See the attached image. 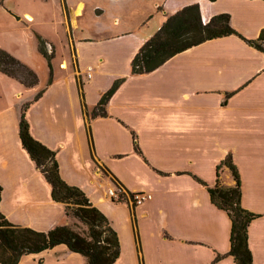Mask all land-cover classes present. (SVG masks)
Instances as JSON below:
<instances>
[{
    "label": "crops",
    "instance_id": "0c3cea01",
    "mask_svg": "<svg viewBox=\"0 0 264 264\" xmlns=\"http://www.w3.org/2000/svg\"><path fill=\"white\" fill-rule=\"evenodd\" d=\"M192 3L205 22L228 13L244 38L264 28V0H93L90 24L83 23L88 2L73 0L66 65L51 63L50 83L49 68L44 82L40 74L26 90L0 72V209L11 222L45 231L69 218L20 142L21 107L29 101L31 134L56 151L61 177L82 188L117 231L114 264H235L227 254L229 216L192 176L213 186L216 166L229 153L240 174L241 204L259 214L248 226V246L254 264H264L263 53L232 34L181 51L149 73H130L143 42L167 15ZM121 77L107 115L91 118L102 93ZM220 182L233 184L227 167ZM110 186L124 197L109 198ZM135 192L151 197L134 204ZM19 264L87 262L59 244L23 255Z\"/></svg>",
    "mask_w": 264,
    "mask_h": 264
},
{
    "label": "trees",
    "instance_id": "16d2710c",
    "mask_svg": "<svg viewBox=\"0 0 264 264\" xmlns=\"http://www.w3.org/2000/svg\"><path fill=\"white\" fill-rule=\"evenodd\" d=\"M232 34L238 35L264 55V28L255 39L244 38L232 27L228 13L215 14L205 22L202 20L197 3L186 5L167 15L162 25L143 42L131 59L130 73H149L181 51L207 40ZM39 40L44 43L40 36ZM42 55L47 59L51 58L46 50L42 51ZM47 65L50 70L48 79L50 83L52 79L50 60L47 61ZM17 69H21L29 76V82L31 77L33 79L31 82L36 81V74L31 68L0 47V72L17 78ZM125 79L126 77L115 79L102 93L89 112L91 118L107 115V102ZM41 94L42 91H39L34 99ZM28 105L29 103L22 105L19 119L18 134L22 147L51 186V198L62 203L65 216L78 220L84 226V230L79 231L69 224H56L45 231L35 230L11 222L0 209V264H19L23 255L36 254L59 244H64L70 251L83 255L87 264H114L120 255L117 231L82 188L67 183L61 177L56 151L40 142L30 132L25 114ZM133 146L135 152L142 155L138 144L134 143ZM222 167H227L231 171L232 185H224L220 182ZM192 176L206 186L211 202L229 216L231 230L230 248L227 254L233 257L235 264H254L248 246V226L259 214L244 208L241 204L240 174L230 153L217 164L216 182L213 186H209L194 174ZM1 190L0 186V200ZM222 256L218 254L216 259Z\"/></svg>",
    "mask_w": 264,
    "mask_h": 264
},
{
    "label": "rangeland",
    "instance_id": "374dc122",
    "mask_svg": "<svg viewBox=\"0 0 264 264\" xmlns=\"http://www.w3.org/2000/svg\"><path fill=\"white\" fill-rule=\"evenodd\" d=\"M85 1L88 4L83 23L90 24L94 17L88 7L93 4V0ZM71 2L73 0H0V47L25 65L27 64L36 74V81L31 82L33 80L31 77L29 82V76L21 69H17V78L15 79L26 87L23 89L34 88L40 82V74L43 77V82L45 81L49 68L48 60L61 68V64H65L64 58L69 54L68 41L73 37L69 10ZM25 11L29 12L32 17L25 15ZM157 14L155 13V16ZM151 21L152 19L148 20V26L151 25ZM80 35L78 31L77 38ZM39 36L42 37L44 43L40 42ZM41 50H46L51 58L47 59L43 56ZM92 69L87 67L88 77L91 75ZM25 103L30 104L29 101ZM68 224L79 231L84 230V226L73 217L68 218Z\"/></svg>",
    "mask_w": 264,
    "mask_h": 264
},
{
    "label": "built area",
    "instance_id": "2783aa9c",
    "mask_svg": "<svg viewBox=\"0 0 264 264\" xmlns=\"http://www.w3.org/2000/svg\"><path fill=\"white\" fill-rule=\"evenodd\" d=\"M88 68L91 69V67H88ZM88 75H90V73H88ZM107 194L109 198L113 200H121L124 197V192L116 186L110 187L107 190ZM150 197L151 195L146 192H135L132 195H129L130 201H132L134 204H140Z\"/></svg>",
    "mask_w": 264,
    "mask_h": 264
}]
</instances>
